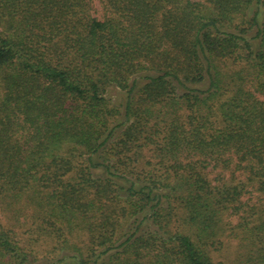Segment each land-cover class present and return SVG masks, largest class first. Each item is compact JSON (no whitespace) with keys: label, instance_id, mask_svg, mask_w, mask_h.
Segmentation results:
<instances>
[{"label":"trees","instance_id":"obj_1","mask_svg":"<svg viewBox=\"0 0 264 264\" xmlns=\"http://www.w3.org/2000/svg\"><path fill=\"white\" fill-rule=\"evenodd\" d=\"M203 1L0 0V264L32 263L29 209L87 264H215L230 215L264 253V0Z\"/></svg>","mask_w":264,"mask_h":264},{"label":"rangeland","instance_id":"obj_2","mask_svg":"<svg viewBox=\"0 0 264 264\" xmlns=\"http://www.w3.org/2000/svg\"><path fill=\"white\" fill-rule=\"evenodd\" d=\"M196 1V0H195ZM201 4H204L203 0H200ZM92 15L97 18H102V10L99 0H92L91 3ZM142 75L153 76V72L144 71ZM141 75V76H142ZM134 78L131 77L130 81ZM144 79L140 80L138 84L144 83ZM138 85V86H139ZM106 96L110 98L114 105L123 106L124 104V92L115 87H110L106 93ZM145 159H148L149 162H157L158 159L155 157L151 158L150 155L144 151L143 153ZM252 187L247 188V193L241 198L243 202L246 203L242 207L245 212L244 218L245 221H249V216L252 215V212H257L256 216H259L264 209V190L260 189L256 183H253ZM251 206H255L252 210ZM258 208V209H256ZM107 214L112 213V217L117 216V211L111 205V207L106 208ZM31 210H27L21 214L18 221L12 220L10 218L12 215L10 213H5V219H2V223L10 228H14L16 232V238L19 240L20 245L27 251L29 258L31 259V264H76L69 260L72 256L81 255L87 263H91L90 257V247L94 242V238L89 233V231H75L71 234L65 235L62 239H58L53 235H46L38 231L36 225L32 224L31 219L29 218ZM263 214H261L262 216ZM98 216V215H97ZM255 216V217H256ZM122 217V216H121ZM238 216H226L225 224H229L228 231L226 235L222 238V246L218 247L212 251L211 259L215 264H264V253L261 256H257L254 253V249L251 244L246 241L245 231L242 228V225L239 224ZM101 215L99 219H101ZM138 220L141 216H137ZM252 219V218H251ZM250 219V220H251ZM253 220V219H252ZM251 220V221H252ZM147 224L143 223L139 227V231L147 230ZM235 225H239L236 228ZM151 228V227H150ZM152 229V228H151ZM242 230V231H239ZM63 240H66L63 242ZM79 250V251H78Z\"/></svg>","mask_w":264,"mask_h":264}]
</instances>
